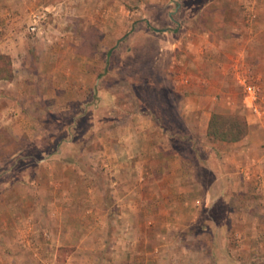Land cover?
<instances>
[{"label":"rangeland","instance_id":"rangeland-1","mask_svg":"<svg viewBox=\"0 0 264 264\" xmlns=\"http://www.w3.org/2000/svg\"><path fill=\"white\" fill-rule=\"evenodd\" d=\"M223 1L0 0V193L18 183L15 194H29L0 198L6 218H18L0 264H144L187 254L178 239L209 240L215 264L242 243L264 261V187L252 168L232 172L252 155L234 156V146L213 155L204 134L209 108L255 113L235 68L246 82L264 80L263 56H240L236 37L221 41ZM208 31L224 88L222 72L207 87L183 83L172 64L178 52L186 68ZM191 88L210 97L194 101ZM218 158L233 165L227 175ZM60 246L71 250L63 263Z\"/></svg>","mask_w":264,"mask_h":264},{"label":"crops","instance_id":"crops-1","mask_svg":"<svg viewBox=\"0 0 264 264\" xmlns=\"http://www.w3.org/2000/svg\"><path fill=\"white\" fill-rule=\"evenodd\" d=\"M227 2L223 1V3L225 2V4H222L224 8L219 12V15L221 16L222 19H225L226 17V22H223V28L222 30L219 29L218 33L221 32H225L223 34L220 35L221 41L224 40L225 38V42L224 43H228L229 37L232 36L234 39L236 37V39L240 42L241 44V48L240 51L238 52V54L240 56L245 55V53L248 54H252V52H248L249 49H252V51H255V54L258 56H263L258 58L257 62V68L259 67V69H263L264 68V45L263 46H259V42H256L257 39H260L263 36V32H264V0H238V5L236 6L237 9V13L239 15L238 18H236V22L239 23L238 25H234L235 26V36L231 33V29H229L230 24L227 25L225 23H229L228 19H227V15H230L232 11V9L228 6L232 5L233 0H226ZM230 1V2H229ZM237 1V0H235ZM229 3V4H228ZM226 8V9H225ZM193 21V20H192ZM232 23L234 21H231ZM191 23V22H190ZM189 23V26H191V24ZM232 26V25H231ZM228 29V30H227ZM226 31H230V32H226ZM195 33H197L196 31H194ZM144 34V33H143ZM213 34L215 35V32H211L208 31V33L204 32L202 33V38H203V43L200 44L197 47H192L191 48V59H193L192 61H189L188 66L186 68H184L183 70H181V68L179 67V63L180 60H177V53L175 52L173 54V61L172 64H174L173 66L176 68V70L180 73L179 77H181V81L184 83H188V81L191 82V78L195 81L197 80H201L205 83L204 86L207 87H211L213 86L212 81L214 82V84H218L220 88H224L226 85L223 84L225 80V78L227 77V72H225L224 70H222L221 72H217V73H221L223 74V76H221L219 74V81L217 83V81H215V76H218V74L216 73V66H214V64L211 67V64L209 60H213L210 59V52L209 49H211L212 45L211 44V40L209 39V35ZM217 34V33H216ZM147 35H151V34H147ZM146 35V36H147ZM152 36V35H151ZM200 36V37H201ZM193 38L196 39V36L193 35ZM199 38V37H198ZM201 38V39H202ZM167 39V38H166ZM164 39V40H166ZM179 38H175L174 40H176L177 43H179ZM256 43L257 48H254L253 43ZM263 42H264V37H263ZM176 43V44H177ZM252 43V45L250 44ZM175 44V45H176ZM249 44V45H248ZM178 45V44H177ZM195 46V45H194ZM249 46V47H248ZM167 46H165V41H161L160 47L159 49L163 52V50H165ZM190 47V46H189ZM224 50H229V47L226 45L223 46ZM247 51V52H246ZM224 51H221V54ZM219 57L221 56L220 54H218ZM216 56V55H215ZM200 57V58H199ZM216 57V58H219ZM205 58H207L205 60ZM204 60V66L207 69L203 70L204 75H201V73H197V72H202V70H200V65L197 61L198 60ZM261 60V61H260ZM206 61V62H205ZM175 64H177V66H175ZM236 67V65H235ZM183 71V73H182ZM186 71L187 74H184V72ZM219 71V70H218ZM237 78L238 83L242 82V81H246V80H242L240 79L241 77L239 76V73L237 72L236 68H235V72H234ZM239 77V79H238ZM228 78V77H227ZM221 83V84H220ZM250 83H254L259 91H258V95H257V102L256 105L258 107V112H255L254 114H252V116H248L246 117L247 119V123H248V132L247 134L240 140L238 141H234V142H226V141H222V140H211L207 137V125H206V130H205V136L206 138H208V141L211 142V144L214 146L213 148H210V150L212 151L213 155L214 152L217 153V151H219L221 153V155H223V152L234 146L231 150L233 151L236 148H238V150L235 152L234 156L236 155H240L241 153L244 154V156L246 154H251L252 155V161L249 160H245L243 162H241L240 164L243 166V170H241L239 168L240 164H239V160L235 159V163H237L236 165V170L232 171L233 173H235L236 175H241L243 176L245 173V169H249L252 168V172L254 174L253 176V180L256 182H261L262 186L264 187V80H262V82H260V84H258L257 82H250ZM202 84V83H200ZM191 87V86H190ZM194 87H196V84H193V89ZM190 91H192V88L190 89ZM226 91V89H225ZM203 93V92H202ZM201 93V95L197 94L196 92H190L188 93V97L191 98L192 100H202L203 98H205V100L207 99V97L210 96H204ZM217 93H223V89H220V92ZM203 95V96H202ZM215 98L216 95H215ZM232 99V97H231ZM245 100V99H244ZM213 110V109H212ZM210 110V108L208 109L207 113L208 116H206V120L210 118V116L212 115L213 112L216 111H212ZM247 113V112H246ZM207 124V123H206ZM219 148V149H218ZM210 151V152H211ZM237 153V154H236ZM220 155V156H221ZM217 156V154H216ZM238 161V162H237ZM218 163V166L223 168H225V170H231L233 168V165L227 164V162H222V160L220 158H218V160L216 161ZM225 174L227 175V171H225ZM242 171V173H241ZM237 182V180H236ZM238 182H243L244 184L247 183V181H245V177L244 180H242V178H240L238 180ZM17 187H19V184H15V185H11L6 191H3L0 193V198L3 201V197L6 198H10V196H12L13 199H23V198H28L29 194H23L21 196H18L17 194H15V190H17ZM20 195V194H19ZM1 202V201H0ZM2 205V204H1ZM6 207H3L2 209L0 208V223H3L6 225V227H1L0 226V241L6 238V234L9 233V230H11L12 226L14 225V221L17 220L14 217H8L6 218V215L9 214V212H11L12 210L7 209V211H5ZM3 210V211H2ZM9 211V212H8ZM14 214H17V209L13 210ZM13 214V215H14ZM12 215V216H13ZM254 230L256 232H260L261 229L259 230L258 228L256 229V226L254 228ZM178 241L180 242V247L186 246L185 248H188L187 254L185 255H181L180 250L178 251L179 253H169V254H163V255H154V256H145V260L143 257L140 258V263H144V264H215L214 263V257L212 254V249H211V243L209 242V240L206 241H200L199 243H201L202 245H197V241L196 240H191L189 242H183V240L178 239ZM178 241H174L172 244L175 245L174 243H178ZM193 241V242H192ZM187 244V245H185ZM236 251H237V255H235L233 250H230V254L229 256H224L221 258V261L223 262V264H254L255 260H259V255L257 253L251 252L249 246H247L246 244H241L238 245L237 247H235ZM254 249V248H252ZM183 251V250H182ZM234 252V253H233ZM264 258V257H263ZM261 261V260H260ZM257 264H264V261H261L260 263Z\"/></svg>","mask_w":264,"mask_h":264},{"label":"trees","instance_id":"trees-1","mask_svg":"<svg viewBox=\"0 0 264 264\" xmlns=\"http://www.w3.org/2000/svg\"><path fill=\"white\" fill-rule=\"evenodd\" d=\"M207 137L211 140L234 142L242 139L248 132L246 116L241 113L213 112L207 124ZM64 251V255L61 252ZM71 250L60 246L58 260L63 263Z\"/></svg>","mask_w":264,"mask_h":264},{"label":"built area","instance_id":"built-area-1","mask_svg":"<svg viewBox=\"0 0 264 264\" xmlns=\"http://www.w3.org/2000/svg\"><path fill=\"white\" fill-rule=\"evenodd\" d=\"M32 30L35 29L34 26L31 28ZM241 84L243 85L244 93H245V100L249 108L253 110V112H258V107L256 105L257 102V95H258V87L254 83L242 81Z\"/></svg>","mask_w":264,"mask_h":264}]
</instances>
